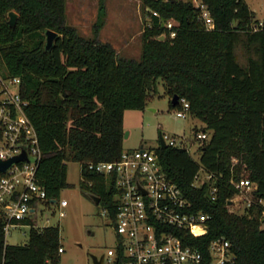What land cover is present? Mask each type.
Instances as JSON below:
<instances>
[{"label": "trees", "instance_id": "16d2710c", "mask_svg": "<svg viewBox=\"0 0 264 264\" xmlns=\"http://www.w3.org/2000/svg\"><path fill=\"white\" fill-rule=\"evenodd\" d=\"M203 2L215 21L212 29L205 27L193 0H144L160 15L148 9L151 24L144 27L137 59L121 56L112 43L97 34L86 36L68 23L67 0H0V71L21 79L20 92L28 100L25 112L42 148L37 176L49 198H59L71 184L68 161H78L82 187L101 196L112 218V192L104 175L86 162L121 155L125 110L146 108L162 78L166 92L189 100L188 111L210 131L204 130L209 136L202 141L200 161L184 146L158 148L164 169L193 209L210 214L205 234L194 236L186 229L179 233L206 251L212 239L225 236L236 255L232 264H264V18L256 17L247 0ZM11 10L19 14L15 26L9 22ZM168 20L177 35L161 39L157 36ZM255 24L258 29H253ZM48 28L59 32L50 49ZM242 42L256 51L246 64L236 52ZM180 105L171 100L172 107ZM202 167L214 175L197 185ZM244 175L257 187L252 204L238 212L229 205L240 192L231 178ZM29 222L34 219L24 221ZM4 225L0 221V264H60L58 225H32L29 239L17 244L6 241Z\"/></svg>", "mask_w": 264, "mask_h": 264}, {"label": "built area", "instance_id": "2783aa9c", "mask_svg": "<svg viewBox=\"0 0 264 264\" xmlns=\"http://www.w3.org/2000/svg\"><path fill=\"white\" fill-rule=\"evenodd\" d=\"M193 1L201 9L200 17L205 27L214 28V18L203 0ZM148 9L160 15L159 11ZM164 25L166 28L157 37L177 35L172 20L166 21ZM258 28L255 24L253 29ZM20 83V77H5L0 72V158L7 159L24 151L27 154L25 159L0 171V221L5 224L6 233L10 226L24 223L28 217L34 222L26 224L37 225L36 215L42 203L58 202L60 207L69 203L67 198H49L47 189L38 180L37 168L42 158V148L37 131L25 112L28 100L21 95ZM12 85L17 88L13 89ZM179 102L181 105L176 114L184 117L190 102L185 97L179 98ZM163 136L167 145L188 149L186 138L178 139L167 133H163ZM208 136L206 131L196 133L200 141ZM159 146H162L161 142L157 147L141 144L135 149L125 148L114 160L86 162L89 169L104 175L115 201V218L110 216L107 206L104 209L116 231V243L103 252L104 264H232L236 255L231 241L225 236L212 239L206 251L199 244L186 242L179 233L186 229L194 236L205 234L209 228L210 214L193 209L192 201L164 169ZM200 169L195 184L200 178ZM213 175L207 171V177L197 185L203 184ZM92 182L89 180L90 184ZM231 182L240 192L244 188L253 191L257 187L246 175L240 179L231 178ZM216 191L217 186L213 185V198ZM252 201V198L248 199L245 209ZM260 201L264 203L263 198ZM65 213V210H61L62 215ZM59 250L64 251L63 245Z\"/></svg>", "mask_w": 264, "mask_h": 264}, {"label": "rangeland", "instance_id": "374dc122", "mask_svg": "<svg viewBox=\"0 0 264 264\" xmlns=\"http://www.w3.org/2000/svg\"><path fill=\"white\" fill-rule=\"evenodd\" d=\"M254 8L257 18H264V0H247ZM101 0H67V21L75 25L86 36L98 35L101 41L113 44L121 56L140 58L142 52V33L151 22L148 7L144 0H105V13L101 15ZM101 19V20H100ZM103 20V22H101ZM101 22L100 26L98 23ZM236 52L241 63L246 64L249 56L256 55L254 47L239 43ZM1 72V71H0ZM16 89V85H12ZM179 107L171 106V96L166 92L162 78L157 81L156 90L146 108H127L124 113V147L135 149L144 144L157 147L160 134L186 138L193 157L200 161L202 141L196 138L198 131L208 130L206 123L187 111L186 116L178 117ZM207 177L204 167L200 169V184ZM69 186L62 189L60 198L69 203L60 207L58 202L42 203L36 222L38 226L58 225L61 230L60 264H93L90 252L98 255L116 243V231L111 218L104 213V202L96 203L81 185V164L68 161ZM252 189L244 188L235 196L230 205L232 210L244 212L246 203L252 198ZM65 210V214H61ZM31 225L21 223L10 226L6 233L8 243H25L29 239Z\"/></svg>", "mask_w": 264, "mask_h": 264}, {"label": "water", "instance_id": "95a60500", "mask_svg": "<svg viewBox=\"0 0 264 264\" xmlns=\"http://www.w3.org/2000/svg\"><path fill=\"white\" fill-rule=\"evenodd\" d=\"M18 12L15 11V10H11L9 12V22L12 26H15L16 23H17V19H18ZM59 36V32L52 29V28H48L46 30V48L47 49H50L53 44H54V41L55 39ZM161 39H164L165 37L162 36L160 37ZM171 100L173 103H177L179 101V95L178 94H175L171 97ZM129 134V131H126L125 132V137H127ZM160 142H161V145L163 147L167 146L166 144V141L164 139V136L163 134L161 133L160 134ZM27 157V154L26 152L24 151L23 153L21 154H17V155H14L12 157H9L7 159H2L0 158V171H5L7 170L13 163L15 162H18L22 159H25ZM86 192L93 198V200L96 202V203H99L100 200H101V196L93 191H90V190H86ZM55 200V199H53ZM234 200H231L229 201V203L231 204ZM90 256L92 258V261H93V264H104V253H102L100 256L96 253H93V252H90Z\"/></svg>", "mask_w": 264, "mask_h": 264}, {"label": "crops", "instance_id": "0c3cea01", "mask_svg": "<svg viewBox=\"0 0 264 264\" xmlns=\"http://www.w3.org/2000/svg\"><path fill=\"white\" fill-rule=\"evenodd\" d=\"M249 4V3H248ZM250 6V5H249ZM250 8L252 9V10H254V8H252L251 6H250ZM255 11V10H254ZM256 12V11H255ZM256 17H257V14H256Z\"/></svg>", "mask_w": 264, "mask_h": 264}, {"label": "flooded vegetation", "instance_id": "af4514ba", "mask_svg": "<svg viewBox=\"0 0 264 264\" xmlns=\"http://www.w3.org/2000/svg\"><path fill=\"white\" fill-rule=\"evenodd\" d=\"M104 256H105V254H104Z\"/></svg>", "mask_w": 264, "mask_h": 264}]
</instances>
